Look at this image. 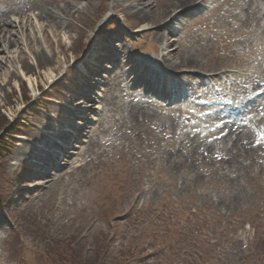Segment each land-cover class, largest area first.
<instances>
[{
    "label": "rangeland",
    "instance_id": "obj_1",
    "mask_svg": "<svg viewBox=\"0 0 264 264\" xmlns=\"http://www.w3.org/2000/svg\"><path fill=\"white\" fill-rule=\"evenodd\" d=\"M27 1L14 3H22L23 10ZM222 1L216 13L224 9V15L195 21L186 12L169 24L175 13L142 20L133 0L118 5L115 0H72L74 12H81L79 20L65 18L66 26L87 35L72 33L76 37L69 39L65 31L57 32L68 47L66 58L58 56L61 68L52 82L45 76L52 67L30 65L35 92L22 81L24 88L13 84L0 96V264H50L37 257L40 253L52 264L90 261L105 246L115 263L121 259L123 264H264V142L257 128L255 141L249 133V144L260 147L255 156H242V141L233 149L239 134L201 144L182 136L193 122L173 108L159 105L163 108L146 109L149 114L139 117L133 100L144 89L135 85L134 74L131 85L123 82L126 60L135 65L138 59L155 58L164 65L183 58L202 64L190 72L220 69L243 79L258 74L264 83V71L257 70L264 63V1ZM150 4L148 12L159 16L168 0ZM11 18L17 24V17ZM173 25L181 31L170 35ZM154 32L169 34L172 54L179 55L165 57ZM109 38L113 42L107 44ZM104 54L108 59L98 72L108 60L116 68L104 74L103 86L94 87L91 106L74 109L68 101L84 91L75 83L81 84ZM30 62L35 64L33 58ZM197 77L192 78L194 90L204 83ZM158 79L167 81L168 73ZM177 82L175 77L173 85ZM46 127L74 139L66 161L59 162L61 172L49 169L55 174L49 181L35 177L36 166L13 158L20 144L30 147L34 128Z\"/></svg>",
    "mask_w": 264,
    "mask_h": 264
},
{
    "label": "bare ground",
    "instance_id": "obj_2",
    "mask_svg": "<svg viewBox=\"0 0 264 264\" xmlns=\"http://www.w3.org/2000/svg\"><path fill=\"white\" fill-rule=\"evenodd\" d=\"M57 1L64 0H28L24 6L23 10L21 9L22 3H14V0H8L3 2V9L0 10V96L1 93L8 88L12 87L13 84L20 85V87L24 88V83L22 81H26L28 83L29 89L35 92V86H33L32 80L30 76L35 74V70L32 68L36 64L40 69H44L46 67H52L53 71L45 75L46 79L52 82L53 76L56 72H59L61 68V62L58 61L59 55H64L67 57V47L68 43L61 40L57 32L59 30L65 31L67 33L69 39H75L72 33L77 34L79 38H83L85 31L73 29L70 26H66L65 18L79 20V16H77L80 12H74L75 4L72 3V0H69L68 4L64 7H54L51 4ZM76 1V0H73ZM136 3V11L135 14L140 17L142 20H154V19H166L171 15L172 18L169 20V24L171 21L176 20L181 17L184 13L191 11L201 5L203 2L198 0H168V4L163 7L161 15L157 16L154 13H150V4L151 0H133ZM264 1V0H259ZM119 0H115V4L118 5ZM252 0L249 1V4ZM2 3V2H0ZM51 5V6H49ZM251 9V7H249ZM27 12H30L28 15ZM11 16H16L18 19L17 24L12 21ZM153 17V18H152ZM34 19L33 24L31 20ZM46 24V27L44 25ZM148 26H143L142 30H148ZM48 29V31H47ZM88 29V27H87ZM155 33L156 41L159 42L160 47L166 53L163 54L165 57L174 59L179 54H172L171 47L173 46L170 35L165 33ZM105 42L107 44L112 43L111 38L106 39ZM45 46H43V45ZM105 47V46H104ZM103 50V48H102ZM31 58L34 59L35 64L31 63ZM92 56L90 57V59ZM151 58V57H150ZM108 59V56L104 54L103 56H99L95 61V64L90 66L87 70L88 75H86L85 80L81 83H75L79 88H82L84 91L81 94H75L71 97V100L68 101L69 104H73V108L82 109L85 106H91L88 103V100H92L90 96H92L93 89L95 86V81L98 80L93 79L94 76H98L100 73L98 72L99 64L102 60ZM155 58H151L150 60H146L143 66V73H147L150 70H153L154 74H161L163 71H155L154 67L158 69L159 60H154ZM87 64V63H86ZM152 64V65H151ZM32 65V66H30ZM202 64L198 65L195 63L194 59H177L174 64H167L166 66H162L163 68L170 69V71L177 70H192L201 67ZM260 67V65H259ZM110 69V67H108ZM22 70V71H21ZM136 69L130 70V73H136ZM199 71H203L200 69ZM220 69L208 72V77H217V73ZM264 71V63L260 67V72ZM83 78V77H82ZM80 78V79H82ZM79 79V78H78ZM92 80V81H91ZM245 83L250 85L251 83L256 84L253 90L259 89L260 81L258 79H244ZM91 82V83H90ZM234 89H238L241 92H244L245 89H239L235 86ZM215 96V93L213 94ZM241 96V95H240ZM85 101V102H83ZM135 112L139 114V117L143 118L146 114L147 107L142 105L135 106ZM91 109H88L89 112ZM13 113L11 117H13ZM78 118H82L83 116H77ZM224 118L220 114H216L213 118L214 122H221ZM77 121V120H76ZM62 124L64 122H61ZM256 126H262L261 132L264 135V118L260 122L256 123ZM35 135H31L32 141L30 142V147L24 144H20L18 149L13 154L14 160L20 165L21 162H26V167L32 168L34 166L35 169L33 172H37L35 177H44L47 179V173L49 169L56 168L60 170L58 165V160L63 158V153L66 151L68 147H70L73 141H69L68 135L64 131H54L51 132L52 129L49 127L46 128H34ZM84 130L79 131V134H82ZM230 135H238L233 142V149L236 147L240 141L245 142V145L238 146L239 151H243V155L245 156L249 154L255 156L256 152L258 153L259 148L247 146L249 141H253L251 139V135L249 133H234L232 129L229 130ZM240 134H243L242 136ZM196 140V139H195ZM55 143L54 146L51 144ZM61 141V145L59 144ZM218 143V142H215ZM247 146V147H246ZM29 147V148H28ZM212 147H207L209 150ZM247 148V149H245ZM47 149V150H46ZM68 150V149H67ZM248 150V151H247ZM190 152H197L196 150H188ZM59 153V154H58ZM206 153V151H204ZM248 153V154H246ZM58 154V155H57ZM33 160V162H32ZM42 167V168H41ZM43 171V172H42ZM49 178V177H48ZM41 185V184H40ZM40 259H46V262L49 261L47 259V255L44 253H40L37 255Z\"/></svg>",
    "mask_w": 264,
    "mask_h": 264
},
{
    "label": "trees",
    "instance_id": "obj_3",
    "mask_svg": "<svg viewBox=\"0 0 264 264\" xmlns=\"http://www.w3.org/2000/svg\"><path fill=\"white\" fill-rule=\"evenodd\" d=\"M108 247H104L102 251L99 253L93 254V256L90 257V261H83L81 259H72V262H68L67 260H62V263H54V264H123L122 260L120 259L119 263H115L114 258L110 257L109 250H107ZM51 257V256H50ZM47 259L50 261V258L47 256Z\"/></svg>",
    "mask_w": 264,
    "mask_h": 264
}]
</instances>
